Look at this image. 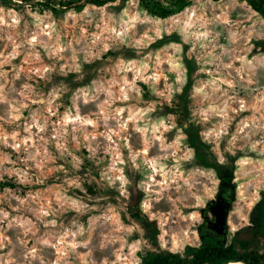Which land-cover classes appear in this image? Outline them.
Wrapping results in <instances>:
<instances>
[{
	"label": "rangeland",
	"instance_id": "1",
	"mask_svg": "<svg viewBox=\"0 0 264 264\" xmlns=\"http://www.w3.org/2000/svg\"><path fill=\"white\" fill-rule=\"evenodd\" d=\"M225 174L230 242L264 190V19L247 0L166 18L0 0V264L184 253Z\"/></svg>",
	"mask_w": 264,
	"mask_h": 264
},
{
	"label": "trees",
	"instance_id": "2",
	"mask_svg": "<svg viewBox=\"0 0 264 264\" xmlns=\"http://www.w3.org/2000/svg\"><path fill=\"white\" fill-rule=\"evenodd\" d=\"M10 2L11 0H2ZM23 3L36 1L38 5L45 6L52 10L79 8L87 4L98 7L108 5L116 0H18ZM215 2L222 0H212ZM248 4L257 14L264 19V0H247ZM193 0H139L140 5L147 10L152 16L166 18L174 15L192 4ZM182 107V106H181ZM182 121V126L186 127L185 131L191 133L198 129L193 124L187 125V111L182 107L180 112L170 109V112ZM90 180L89 178H87ZM2 187L13 184L6 182L0 184ZM88 195H96L98 186L95 182H85ZM131 216L134 219H142L138 210H131ZM158 231L155 228L154 242L157 241ZM201 243L198 246H187L184 253L172 252L161 249L160 246L154 250L140 252L141 264H225L228 261H238L246 264H264V190L260 192V198L254 204L251 214L250 223L235 231L230 242L226 236L221 238L217 236L211 228L203 226L201 232Z\"/></svg>",
	"mask_w": 264,
	"mask_h": 264
},
{
	"label": "flooded vegetation",
	"instance_id": "3",
	"mask_svg": "<svg viewBox=\"0 0 264 264\" xmlns=\"http://www.w3.org/2000/svg\"><path fill=\"white\" fill-rule=\"evenodd\" d=\"M231 177L229 175H223L221 177V188L216 192V198L212 200V202L207 206V209L211 212L210 207L212 205H216L217 203L220 202L219 207H224V208H228V215H229V210H230V206H231V200H232V196H233V192H232V184H231ZM219 196H221L219 198ZM212 213V212H211ZM208 216L205 215V226H209L210 227V223L215 220V216L212 214V219H208ZM228 220V218H227ZM227 227L228 224L226 226V233H227ZM211 228V227H210ZM242 228V227H241ZM240 229V228H239ZM211 230L219 237L223 238L226 236V233L224 236L218 234L216 231H214L212 228ZM238 230V229H237Z\"/></svg>",
	"mask_w": 264,
	"mask_h": 264
},
{
	"label": "water",
	"instance_id": "4",
	"mask_svg": "<svg viewBox=\"0 0 264 264\" xmlns=\"http://www.w3.org/2000/svg\"><path fill=\"white\" fill-rule=\"evenodd\" d=\"M220 197L221 196H219V198ZM219 205L220 202L210 207L212 214L215 216V220L210 223V227L218 234L224 236L226 233V226L228 224V208L219 207Z\"/></svg>",
	"mask_w": 264,
	"mask_h": 264
},
{
	"label": "bare ground",
	"instance_id": "5",
	"mask_svg": "<svg viewBox=\"0 0 264 264\" xmlns=\"http://www.w3.org/2000/svg\"><path fill=\"white\" fill-rule=\"evenodd\" d=\"M227 264H246V263H242V262H238V261H230Z\"/></svg>",
	"mask_w": 264,
	"mask_h": 264
}]
</instances>
